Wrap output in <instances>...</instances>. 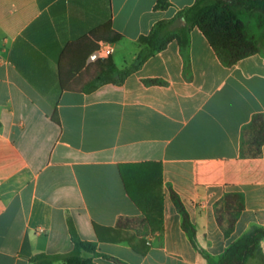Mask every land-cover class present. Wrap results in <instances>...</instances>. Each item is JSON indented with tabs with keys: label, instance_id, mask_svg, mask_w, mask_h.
I'll return each instance as SVG.
<instances>
[{
	"label": "crops",
	"instance_id": "1",
	"mask_svg": "<svg viewBox=\"0 0 264 264\" xmlns=\"http://www.w3.org/2000/svg\"><path fill=\"white\" fill-rule=\"evenodd\" d=\"M196 2L162 10L158 0H0V264L70 253L69 217L83 240L98 242L96 264H209L172 191L214 261L264 227V147L261 157L241 156L244 127L264 114L263 52L227 67L194 28L187 46L173 41L122 84L91 90V50L109 33L100 28L123 35L110 57L122 70L141 36ZM148 161L163 165V230L99 240L94 224L116 229L119 217L142 215L120 169ZM230 192L244 194L245 209L226 238L217 203Z\"/></svg>",
	"mask_w": 264,
	"mask_h": 264
},
{
	"label": "trees",
	"instance_id": "2",
	"mask_svg": "<svg viewBox=\"0 0 264 264\" xmlns=\"http://www.w3.org/2000/svg\"><path fill=\"white\" fill-rule=\"evenodd\" d=\"M170 0H158L157 8L166 9ZM264 13V0H197L195 5L181 11L174 20L158 22L148 35L138 40L140 51L132 65L118 69L111 58L98 61L99 73L93 80L91 90L105 84H122L132 73L138 71L146 61L164 51L173 41L181 46L190 42L192 29L198 28L208 39L220 60L227 67H233L239 61L263 52L262 41L252 36L247 25L241 19V11ZM108 30L107 44H115L123 35L112 30L111 25L100 28ZM94 47L91 51H97ZM65 54V53H64ZM150 83L158 84L157 80ZM54 121L60 123L56 110ZM264 147V114H256L250 124L243 129L241 156L258 158ZM121 176L126 191L138 206L139 217L121 216L116 229L94 224L95 232L101 241H120L119 231L131 229L140 235L163 230L164 222V179L163 165L159 162H143L121 166ZM172 200L183 217V227L194 247L209 261V264H248L258 259L264 264V227L254 225L240 239L234 242L214 261L198 244L196 230L189 214L177 193L171 192ZM245 209V196L240 192H230L217 203V216L226 238L233 233L235 225ZM69 233L74 249L66 254H39L30 259L32 264H96L98 242L83 240L71 217L68 218ZM88 254L91 256H85ZM106 259H113L104 256Z\"/></svg>",
	"mask_w": 264,
	"mask_h": 264
},
{
	"label": "rangeland",
	"instance_id": "3",
	"mask_svg": "<svg viewBox=\"0 0 264 264\" xmlns=\"http://www.w3.org/2000/svg\"><path fill=\"white\" fill-rule=\"evenodd\" d=\"M241 17L244 21H246L249 33L262 41L264 53V13L254 12L253 15H250L249 11L245 12L244 10H242Z\"/></svg>",
	"mask_w": 264,
	"mask_h": 264
},
{
	"label": "built area",
	"instance_id": "4",
	"mask_svg": "<svg viewBox=\"0 0 264 264\" xmlns=\"http://www.w3.org/2000/svg\"><path fill=\"white\" fill-rule=\"evenodd\" d=\"M114 53V47L112 44H101L100 49L97 50L91 57H90V62H97L100 60H106L109 59L112 54ZM40 233H44V229H39L38 230Z\"/></svg>",
	"mask_w": 264,
	"mask_h": 264
}]
</instances>
